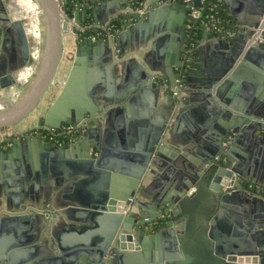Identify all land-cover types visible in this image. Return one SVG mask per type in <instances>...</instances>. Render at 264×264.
Instances as JSON below:
<instances>
[{
  "label": "water",
  "instance_id": "obj_1",
  "mask_svg": "<svg viewBox=\"0 0 264 264\" xmlns=\"http://www.w3.org/2000/svg\"><path fill=\"white\" fill-rule=\"evenodd\" d=\"M31 1H36L42 12V50L26 90L18 99H15L17 95L0 98V133L16 130L20 121L42 101L61 63L64 34L77 31L87 21L94 25L105 24L96 19L99 0H75L73 5L68 0ZM100 1L105 5L109 3ZM0 5L3 7L2 0ZM193 6L198 8L199 1L194 0ZM173 7L190 22V7L183 0H176ZM169 9L170 5H162L156 0L152 9L111 18H119L121 23L125 21L120 32L111 38L89 41V36L85 35L83 42L75 46L73 64L62 88L38 121L39 126L49 130L58 131L66 125L77 127L78 135L71 145L58 148L36 137L25 136L13 139L10 148L0 149V183L6 188L18 185L23 194L30 185L47 194L51 186L64 185L60 195L66 202L60 206L68 208L51 215L35 214L24 223L34 228L42 221L43 226L33 236L25 235L23 247L17 252L22 255L21 260L35 259L43 250L50 256L37 259L35 264H134L139 258H145L146 262L137 264H178V259L183 256V242L193 239L199 242V248L214 264H264V194H253L244 189L245 182L264 187V169L257 170L259 154L264 147V77L258 80L259 92L254 93L257 90L254 85L246 88L244 101L239 105L234 84L244 67L251 64L264 67V0L251 2L247 18L232 15L236 19L233 24L235 35L230 40L218 39L220 49L224 50L223 56L205 72H201L200 59H193L195 51H189L191 41L196 45L198 37L191 34L192 29L184 27L180 47L166 55L168 60L160 69L161 74L169 77L171 86H175L179 78L183 79L185 86H179L178 97L141 68L136 58H125L120 44L126 36L152 27ZM191 23L197 25L198 31L203 33L201 36L207 38L198 19ZM0 28L6 32L11 28L14 30L21 55L19 66H26L30 47L22 22L11 19L3 10ZM88 30L95 35L94 28ZM164 39L163 36L160 41ZM104 63L110 64L112 71L120 66L124 72L133 66L135 73L139 72L136 82L142 85L143 93L159 88L172 102L166 108L165 119L162 117L148 127L143 136V150L130 154L136 159L132 163L127 161L128 167L121 165L126 161L110 159L97 140V129L89 125V119L96 114L92 100L97 97L89 70ZM174 68L178 70L174 71ZM16 72L0 70V97L3 91L17 85ZM196 76H201L197 82L200 95L197 101L203 102L210 111L212 106L215 111H226V118L215 133L205 135L207 142L195 152L196 158L186 161L187 151L172 147L166 138L163 143L162 135L172 115L186 103L182 101L181 92L193 94L190 88ZM130 88L126 87L127 91ZM187 102H193V99L188 98ZM243 148L253 153L255 160L251 155L246 159L239 155ZM168 162L172 167L166 168L164 179L172 178L170 192L147 203L141 202L145 178L156 176V170L162 165L167 167ZM232 185H235L233 190ZM131 198L136 202L134 208L128 210ZM237 199L245 202L246 213L236 211L240 216H233L227 212ZM150 208L156 211L154 217L138 224L134 216L139 210L145 216ZM198 212L200 215L196 219ZM63 216L83 223L79 228L68 226L77 231L78 240L58 239L50 232L51 220ZM21 223V217L16 215L0 217V228H15ZM36 238L41 244L31 245ZM50 238L53 243L48 250Z\"/></svg>",
  "mask_w": 264,
  "mask_h": 264
},
{
  "label": "crops",
  "instance_id": "obj_2",
  "mask_svg": "<svg viewBox=\"0 0 264 264\" xmlns=\"http://www.w3.org/2000/svg\"><path fill=\"white\" fill-rule=\"evenodd\" d=\"M106 1H109L106 5L100 0L97 3L99 11L96 14V19L100 22L106 23L111 18L117 17L118 15H127L129 13L138 12L135 4H131L130 0H123L122 3L119 2V0H117V2L114 0ZM133 1H144L147 3V6L143 8L141 12L146 8L152 9L156 6V0ZM219 1L220 13L222 14L224 20L232 25L236 21V19L232 18V15L247 18L249 16L248 10L250 4L251 2H254V0ZM2 2L4 10L9 15L10 11H12L10 10V7L12 6V4H10V0V5L6 4L5 0H2ZM175 2L176 0H160L162 5H170L171 9L167 10L162 17L158 18L156 24L152 27H148L147 29L142 28L141 30L139 29L140 31L126 36L120 43L122 51L125 54V58H136L139 66L144 68L151 77H162L165 81L163 86H168L169 90H171L174 85H170L169 77L161 74L160 69L164 67L163 62L168 60L166 55L172 54L174 50H178L182 41V30L185 26L188 28L190 25L186 19H183L181 12L174 9L173 5H175ZM82 5L83 4L80 3L81 7H83ZM130 5H132V8H130ZM17 8L19 10L20 7H14V9ZM87 8L90 10V7ZM81 21L82 16H80V22ZM93 26L94 24H81L79 27L86 28V30H88ZM193 28L194 26L190 28L192 29L191 34L193 33ZM158 30L160 33L157 32ZM72 31L74 32L73 35L68 32L63 36L62 58L60 66L57 70L59 72L56 73L52 85L49 87L42 99L46 102L45 104L47 105V108L59 94L62 84L72 67L75 46L84 40L83 36H79L80 34H83L79 31V29L77 31L75 29ZM203 31L205 32L206 30L204 29ZM205 33L207 34V38H204L203 35L201 36L203 33L197 31L198 38L195 39L196 41L198 40L196 44L197 46L194 41H191V50L195 51L193 59H200L199 63L201 64V72L210 70V65L214 63V61L220 59L224 52V50L219 47V38L212 36V34L208 32ZM163 36L166 39L160 41ZM30 43L31 41L29 42V47ZM35 44L40 46L38 40ZM169 48L171 51H169ZM118 51L120 52L119 49ZM1 52L2 51H0V53ZM15 58L18 61V67L16 66L17 69L15 67L13 69H6L5 71L13 70L18 73L29 63L28 61L26 66H19L20 57L17 52L15 54ZM173 60V62L176 63L177 59L174 58ZM35 65L33 66L31 73L27 75L24 83L19 87H24L29 84L35 70ZM134 69L135 68L133 66H130L123 72L122 67L119 66L116 71L113 70V72L111 65L104 63L102 65H96L94 69L89 70L91 82H94L97 92V97L92 100V106H94L96 114L94 117L89 119V125L97 129V140L100 142L105 152H107L108 156H110V159L113 161H126L121 163L123 167H128L129 164L127 161H130V163L135 161L136 158L130 154L139 153L143 150L145 145L143 136L146 135L148 127L150 125H155L157 120H160L162 117L165 119L167 115L166 108H169L168 106L172 104V102L168 101L166 93H163V91L159 90V88L150 89L148 92L143 93L142 85L137 84L136 82L139 72L135 73ZM173 70L176 71L178 69L174 68ZM238 76L239 78L236 82H234V84L236 85L235 96L239 99L237 103L239 105L242 101H244L243 97L246 94V88H253L254 85L257 89L254 93H257L260 86V81L258 80L260 77H264V67L251 64L250 66L244 67V69L239 72ZM200 77L201 76H196V80L192 84L193 87L190 88L193 94L181 92L182 101H186V103L179 107L182 108L180 111L175 112L172 115L170 122L166 126V131L162 135L163 143L164 138H166L172 143V147L175 146L174 148L178 150L185 149L187 151L185 156L186 159H184L186 161L196 158L195 152L197 150H201L203 144L205 145L207 142L205 135L208 134L210 136V134L215 133L219 129V126L223 125L222 121L226 118V111H220L219 109L218 111H215L214 106H212L214 110L212 109L210 111L206 105H203V102L197 101V98L200 96L198 94L197 84V82L200 81ZM175 86L184 87L185 84L183 83V79L179 78L176 80ZM126 87L131 88L127 91ZM262 87L264 90V79ZM188 98H192L193 102H187ZM177 107L178 104L175 105V108ZM36 124H38L37 120L17 125L16 129L22 131ZM8 131V133H10V130ZM18 139L21 138H16V140ZM125 154H129V156H124ZM239 155H242L245 159L250 155L252 160H255L256 158L253 153L250 154L245 148L242 149V152H239ZM117 164L118 163H116V165ZM257 165V170L261 172V170L264 169V147L261 149V154H259ZM166 166L167 167H164V165H162L161 168L156 170V176L152 175L145 178L144 191L140 198L141 202L147 203L150 199L156 198L160 194L164 195L167 192H170L172 188V178L170 177L165 180L164 172L166 171V168L171 166V164L168 162ZM34 183L38 184V181ZM246 183L248 182H245V184ZM253 184H256L264 189V187L259 183ZM63 187V184L58 187L51 186L46 194L43 189L38 190L29 185L27 191L22 194L18 185L11 187L8 186L6 188L5 184L0 183V217L5 215H16L21 217L22 222L21 225L16 226L15 228H0V264H11V261L12 264H35L34 262L37 259L50 256L44 254V251L41 250L43 253L36 256L35 259L27 257L24 260H21L23 257L17 252H19L21 247H23L22 241L25 238V235L28 234L31 236L39 227L43 226L42 221L34 228H31L29 225L25 226L24 223L29 222L31 216L43 212L51 215L55 212L68 208L67 206H60L61 204H64L63 201L66 202V200L60 195ZM232 206L233 208L229 211L233 213L231 214L229 211L227 212L230 215H238V212L239 214L246 213V209H244L246 204L243 202V199H237L234 203H232ZM142 212V210H139L140 216H142ZM155 214V209L150 208L147 210L145 217L152 219ZM199 215L200 212L196 214L195 218L198 219ZM47 217L50 219L49 216ZM242 220H244V218H242ZM241 223L243 224V222ZM70 225L75 226V228H79L83 225V223L68 220L63 216V218L51 220L49 230L50 232H53L58 239H61L62 237L64 240H67L68 238L70 240L73 239V241L78 240L79 235H77V231L68 227ZM52 243L53 239L50 238L49 242H47L48 250H50L49 245ZM33 244H41V242L38 243L36 238V241L31 245ZM182 246L183 256L181 259H178V264H214V261L206 256L204 253L205 251L202 248H199L200 244L198 241L192 239L190 241L183 242ZM152 258L153 256H151L150 259ZM139 261L146 262L145 258H139L134 264H137ZM116 264H119V262Z\"/></svg>",
  "mask_w": 264,
  "mask_h": 264
},
{
  "label": "built area",
  "instance_id": "obj_3",
  "mask_svg": "<svg viewBox=\"0 0 264 264\" xmlns=\"http://www.w3.org/2000/svg\"><path fill=\"white\" fill-rule=\"evenodd\" d=\"M194 0H183V2L190 7L189 17L190 25L188 28H192L193 24L191 20L198 19L199 24L206 30V32L212 34V36L217 37L221 40H230L235 35V29L227 27V21L224 20L222 16L218 14L220 12V1L219 0H198L199 7L196 8L193 6ZM131 4H135L138 12H141L143 8L147 6V3L144 1L130 0ZM125 21L120 24L119 27H116L113 24V20H109L103 25H94L92 28L96 30L95 35H91L87 38L89 41H94L97 38L109 39L112 36L118 34L120 30L124 27ZM86 28H80L79 31L84 33ZM192 46L190 44L189 51H191ZM118 53V51H116ZM156 81H160L165 84V81L162 77L156 76L153 78ZM173 95L179 96V86H174L171 88ZM0 133V149L6 150L11 147L12 140L16 138H23L25 136L36 137L39 140L49 143L54 147L62 148L68 145H71L73 141L77 138L78 129L77 127L66 125L62 126L58 131L49 130L38 124L26 129V130H10ZM235 184V183H234ZM235 185H232L231 189L233 190ZM246 192H252L256 194H263L264 189L260 186L253 183H246L244 185ZM135 199H130V206L128 210L134 208ZM134 219L138 224L146 223L149 221L147 217L140 216L136 214Z\"/></svg>",
  "mask_w": 264,
  "mask_h": 264
},
{
  "label": "bare ground",
  "instance_id": "obj_4",
  "mask_svg": "<svg viewBox=\"0 0 264 264\" xmlns=\"http://www.w3.org/2000/svg\"><path fill=\"white\" fill-rule=\"evenodd\" d=\"M15 5L20 7L19 8V17H15V18L19 19V20H21L23 18L28 19V23L25 25V32H26V36H27L29 42L31 41V43H30V58H29L28 65L24 69H22L21 71L16 73V75H15L17 85L15 87H13L12 89H9L8 91L4 92L6 97H10L12 94L17 93V91L19 90V88H17V87H19L21 84L24 83L27 75L29 73H31L33 66L37 63L38 58H39V56H38V53H39L38 47L39 46H37L35 44L36 41L38 40V36L40 35L39 34V28H38L39 24L37 25V18H36V15L38 13V8L31 0H15ZM57 72H59V71H57Z\"/></svg>",
  "mask_w": 264,
  "mask_h": 264
},
{
  "label": "rangeland",
  "instance_id": "obj_5",
  "mask_svg": "<svg viewBox=\"0 0 264 264\" xmlns=\"http://www.w3.org/2000/svg\"><path fill=\"white\" fill-rule=\"evenodd\" d=\"M5 2H6V4H8V5H10V4H12V8H16V6H15V0H10V2H9V0H5ZM36 6H37V8H38V13H37V15H36V18H37V25H38V28H39V36H38V41H39V43H41L40 44V46H39V50H40V52H41V50H42V44H43V41H44V35H43V20H42V12H41V9H40V7H39V5H38V3L36 2V1H32ZM10 3V4H9ZM18 12H19V10H18V8L17 9H15V10H12V11H10V14H9V16H10V18L11 19H16L15 17H19L18 15ZM21 22H22V24L24 25V28H25V25L28 23V19H26V18H23V20H20ZM70 33L73 35L74 34V32L71 30L70 31ZM2 55L3 56H5V54H3L2 53ZM18 67V66H17ZM16 67V68H17ZM28 86H24V87H17V88H19V90L17 91V93H14V94H12L10 97H7V98H13V97H15L16 95H17V97L15 98V99H18L19 98V96L26 90V88H27ZM8 91V90H7ZM4 92H6V91H3L2 92V95H1V99L3 100L4 98H6V95L4 94ZM46 102L44 101V100H42L41 102H40V104L32 111V113L31 114H29L25 119H23L22 121H20V123L18 124V125H22V124H26V123H29V122H32V121H36V120H38L39 118H42V116L44 115V113H45V110H46V104H45ZM38 111V112H37Z\"/></svg>",
  "mask_w": 264,
  "mask_h": 264
},
{
  "label": "flooded vegetation",
  "instance_id": "obj_6",
  "mask_svg": "<svg viewBox=\"0 0 264 264\" xmlns=\"http://www.w3.org/2000/svg\"><path fill=\"white\" fill-rule=\"evenodd\" d=\"M3 10V7L0 5V15ZM10 10L15 9L10 7ZM0 49H2V52L0 53V70L5 71L6 69L15 68L18 64V61L15 58V54L17 52L20 58L21 55L19 52L17 38L12 28L9 32H6V29L2 31V29L0 28ZM2 53L5 54V56H3ZM39 120L40 118L37 120V122Z\"/></svg>",
  "mask_w": 264,
  "mask_h": 264
},
{
  "label": "trees",
  "instance_id": "obj_7",
  "mask_svg": "<svg viewBox=\"0 0 264 264\" xmlns=\"http://www.w3.org/2000/svg\"><path fill=\"white\" fill-rule=\"evenodd\" d=\"M68 1L70 2V5L75 4V0H68ZM218 14H219L220 16H222V14H221L220 12H218ZM222 17H223V16H222ZM88 20H89V19H88ZM87 24H89L88 21H87L84 25H87ZM113 24H115L116 27H119L120 24H121L120 19L117 18V19L113 20ZM227 27H228V28H233V29H234L233 25L230 24V23H227ZM197 31H198V29H197V25L194 24V29H193V33H192V35H194V34L197 35ZM90 34L92 35V32L89 31V30H86L82 35L80 34L79 36H80V37H82V36L84 37L85 35L91 36Z\"/></svg>",
  "mask_w": 264,
  "mask_h": 264
}]
</instances>
